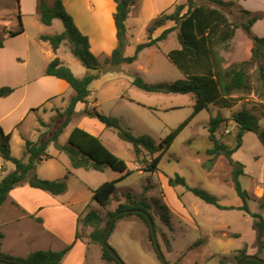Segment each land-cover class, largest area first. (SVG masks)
<instances>
[{
  "label": "rangeland",
  "instance_id": "374dc122",
  "mask_svg": "<svg viewBox=\"0 0 264 264\" xmlns=\"http://www.w3.org/2000/svg\"><path fill=\"white\" fill-rule=\"evenodd\" d=\"M23 1L25 19L29 32L33 35L37 32L35 22L38 21L34 22L31 10L35 7V3L37 4L34 9H38V0ZM33 1H35L34 4ZM53 1L48 0L49 3ZM196 2L198 5L208 3L211 6H217L230 21L240 25L229 42L218 46L220 55L224 57L222 66L229 68L249 61L253 42L242 23L247 22L252 15L245 13L238 4L220 6L212 4L209 0H196ZM185 3L186 0H179L172 10L169 8L166 12L172 13L178 4ZM130 23L132 26L131 29L128 28L129 45L125 50L126 56L134 55L137 45L149 40V28L154 21L149 26L148 23L145 26V20L140 21L136 19V16H131ZM173 24L166 21L164 25L157 27L152 33L153 38L160 36ZM57 28L64 31V25L60 19H56L53 30ZM4 33L5 31L0 27V37ZM178 34L179 28L176 27L168 34L166 40L142 50L134 63H122L112 69L102 70L100 76L90 85L92 93L89 99L96 103L94 106L99 111L118 118L124 128L130 129L137 136L150 135L158 144L193 113L195 95L149 92L134 85L133 80L138 75L148 83L157 84L171 83L184 77V73L167 56L170 50L180 47ZM58 56L77 77L96 72L83 65L66 44L62 45ZM107 58H99L101 68L106 66ZM260 64H264V59L260 58L249 65L251 91L234 94L237 99L230 107L213 104L201 111L175 139L164 155L158 172L148 173L141 170L143 165L136 163L133 145L121 139L116 131L106 129L102 135L103 142L115 154L127 161L132 173L118 183L117 191L107 207L101 206L93 199L94 190L106 181L118 179L122 175L121 172L106 166L104 170L75 169L76 173L73 176L69 174L66 196L69 201H81L79 205H76L77 209L86 208V214L81 217L79 229L80 235L84 236L89 244L86 264H117L116 261H107L102 257V245L91 241L90 232L93 227L86 226L83 218L91 210H96L104 219L102 225H105L108 212L114 210L119 202L129 201V192H132L137 200L144 198L150 204L149 210L155 218L158 239L169 264H236L238 249L246 246L248 254L258 252L254 218L238 209L244 204V200L237 193L233 183L232 165L225 155L212 159L206 150L212 146L208 130L210 119L217 115H222L225 119L217 131V136L231 148L237 145L239 129L233 120L234 113L247 108L258 116L261 127L264 128V96L262 94L264 85L260 80ZM71 93H74L72 88ZM68 99L70 101L69 97ZM55 103L58 104L57 101ZM54 109H56L54 115L47 116V121L34 112L35 114L33 113L32 117L23 123L21 130L28 134L29 139L37 140L51 128L42 125L41 119L53 127H57L61 122V120L53 122L57 111H62L60 108L54 107ZM83 109L84 105L79 103L76 116L62 134L61 142L66 143L73 128L81 126L84 118ZM25 140L18 130L11 141L13 156L23 157ZM243 141V145L233 157L245 165L246 174L242 175L240 180L251 195L249 199L251 210L264 214V208L260 206V200L264 196V144L254 132H247ZM48 150L54 155L55 144H50ZM148 155L145 157L150 158ZM70 163L67 154L61 153L59 157L52 156L46 162L40 163L37 174L40 177L42 175L57 177L56 175L64 172L65 176L70 171L68 169ZM4 164L15 168L14 163L5 161L0 156V179L5 173V170H2ZM177 174L185 177L189 185L203 188L216 196L220 206L202 200L191 191H187L183 185L171 186L169 177H175ZM1 209V222L3 219L13 217L17 212L9 203H3L0 206ZM31 225L28 219L22 223L23 229L28 234L32 232ZM16 239L13 238V244L18 245ZM198 241L199 243H196ZM34 242L29 245L33 244L36 247L37 244ZM56 242L61 241L55 239L54 243ZM109 243L126 264H163L150 236L148 223L136 215H125L116 220ZM259 255L264 259V250Z\"/></svg>",
  "mask_w": 264,
  "mask_h": 264
},
{
  "label": "trees",
  "instance_id": "16d2710c",
  "mask_svg": "<svg viewBox=\"0 0 264 264\" xmlns=\"http://www.w3.org/2000/svg\"><path fill=\"white\" fill-rule=\"evenodd\" d=\"M115 1L117 10L114 14V19L119 44L111 57L106 59V66L101 68L98 56L91 50L89 36L84 34L77 26L73 15L65 7L63 0H54L53 3H49L48 0H38L37 10L42 23L51 25L55 19H60L64 25L63 32L42 34L41 40L48 42L54 51H57L63 44L68 45L69 50L83 65L88 69L96 70V72L77 77L59 56H56L49 63L45 73L66 80L74 89V94L71 96L67 107L63 111L58 110L53 118V122L61 120L57 127L51 126V124L42 119L40 120L42 125L50 126L51 128L37 140H25L23 157L13 156L11 147L12 134L6 132L0 124V156L5 161L12 162L15 165V169L6 174L0 181V206L7 201L11 190L23 183H29L32 187L55 195L63 194L68 190L67 180L71 171H68L61 179L42 178L37 174L38 165L52 157L48 151L52 143L55 144L57 149L69 156L74 168L104 170L106 166H110L122 173L118 179L106 181L94 190L93 199L103 207L109 206L113 194L117 191L118 183L130 175L132 171L129 169V164L125 159L109 149L99 136L94 135L83 127H74L68 141L66 143L60 142V136L76 116V106L79 102L87 104L83 110L84 115L97 118L107 128L116 131L121 139L133 145L136 163L143 165L140 168L141 170L155 173L160 171V163L175 139L201 111L208 109L213 104L221 107H230L235 104L237 99L234 94L251 91L252 85L248 73L249 65L260 58L264 59V36H258L252 32V26L260 18L258 14L243 9L245 13L252 15L247 22L242 23L243 28L250 35L253 42L251 59L244 63L224 68L222 66L224 57L220 55L218 46L229 42L235 36L236 29L240 25L230 21L227 15L217 6H211L208 3L198 5L196 0H186L185 4H178L174 12H162L149 28V40L138 44L134 55L126 56L125 50L129 45L127 20L131 8L137 3V0ZM209 1L220 6L236 4L234 1ZM17 3L20 26L16 30H5V34L8 36H16L25 31L20 0H17ZM185 8L186 11H184ZM166 21L173 22V26L165 29L157 38H153V31L157 27L164 25ZM176 27L179 28L178 40L180 47L170 50L167 56L184 73V77L171 83L157 84L148 83L138 75L133 80L134 85L149 92L193 93L195 95L193 113L158 144L150 135L137 136L130 129L124 128L118 118L102 113L97 107H90L88 105L89 97L92 93L90 85L93 80L100 76L102 70L112 69L122 63H134L142 50L155 46L160 41L167 39L168 34ZM3 46L4 38L0 37V48ZM259 73L260 80L264 85V64L259 65ZM14 91L15 88L12 86H2L0 87V97H7ZM262 94L264 96V90ZM233 120L239 128L237 145L231 148L218 138L217 131L225 119L222 115H217L210 119L208 130L212 146L206 152L212 156V159L225 155L232 165L233 183L237 193L244 200V204L239 206L238 209L245 211L254 218L256 243L258 246V252L255 255L261 257L259 253L264 250V214L251 210L249 205L251 195L243 187L240 180V177L246 174L245 165L235 160L233 155L243 145L244 136L247 132L256 133L264 144V128L261 127L258 116L247 108L234 113ZM147 154H149L150 158L145 157ZM169 184L171 186L183 185L187 191H191L202 200L220 206L216 196L203 188L189 185L185 177L179 174L175 177H169ZM128 200L126 203L119 202L114 210L108 212V219L105 225H102L104 219L96 210H91L83 218V223L86 226L93 227L90 232L91 241L102 245V257L107 261H116L117 264L121 263L114 258L102 242L103 235L112 216L116 212L123 210L142 209L149 212L155 221L154 215L149 210L150 204L144 198L137 200L133 193L129 192ZM260 206L264 208V196L260 200ZM125 215L141 217L149 225L145 214L140 212L123 213L116 220ZM38 219L40 220V218ZM79 222H81V219ZM114 228L115 224L112 231ZM150 236L152 238L151 230ZM81 237L78 230L76 238ZM4 238L5 234L0 228V259L20 264H65L63 259L71 248L70 245L62 250L40 249L31 252L26 257L15 256L3 251L2 243ZM196 243H199V241ZM247 254L246 246L238 249L236 263ZM241 264L264 263L255 259H246Z\"/></svg>",
  "mask_w": 264,
  "mask_h": 264
},
{
  "label": "crops",
  "instance_id": "0c3cea01",
  "mask_svg": "<svg viewBox=\"0 0 264 264\" xmlns=\"http://www.w3.org/2000/svg\"><path fill=\"white\" fill-rule=\"evenodd\" d=\"M178 1L137 0V3L131 8L127 20L128 28L131 29L132 26L130 23L131 16H136V19L140 21L145 20L144 25L146 26L148 23L149 26L162 12L167 11L169 8V10H172ZM225 1H234L241 8L258 14L260 18L252 26V32L258 36H264V0ZM21 3L25 31L16 36H8L4 33L2 36L4 46L0 48V74L2 75L0 87L13 86L15 88V91L9 96L0 97V124L6 132L12 134V139L18 130L25 139H29L28 134L21 130L23 123L29 117H32L34 112L47 121V116L54 115L56 111L54 107L63 111L65 106L69 104L68 97L71 98L74 94L71 93L72 87L66 80L45 73L49 63L58 56L62 46L54 51L51 45L41 40L40 37L42 34H56L63 31L59 28L53 30L56 19L51 25L42 23L37 10L34 9L37 4L35 3V7L31 10V13H33L31 16H34V22L38 21L35 22L37 32L33 35L30 34L25 19V9L23 8L24 1L20 0V5ZM63 3L73 15L80 30L89 36L91 50L94 54L98 58L110 57L119 44L114 19L117 10L116 1L63 0ZM0 5V27H2V30L18 29L20 20L18 18L17 0H0ZM56 101L58 104L55 103ZM79 103H82L84 108L87 106L86 103ZM95 104L89 99V106L95 107ZM82 116L84 118L80 127L102 139L103 133L108 129L105 124L84 114ZM34 125L36 126V122ZM61 153L64 152L56 148L54 155L50 154L59 157ZM46 161L44 160L43 163ZM14 169L4 164L2 170H5V173L1 175V179ZM68 169L71 171L70 175L73 176L76 173L74 170L81 168H74L70 163ZM64 174V172L59 173V175H56L57 177L42 175V178L57 179L63 177ZM67 192L68 190L63 194L55 195L32 187L29 183L17 185L12 189L5 203L12 205L17 212L13 217L3 219V223L0 219V228L5 234L2 243L3 251L11 255L26 257L36 250H62L71 245L63 262L65 264H86L89 244L84 236L76 238L77 231L81 226L79 220L86 214V208L77 209L76 205H79L81 201H69L66 196ZM2 209L0 210V216ZM25 219L30 220L32 223L30 234L22 227ZM13 238H17L18 245L13 244ZM55 239L61 241V244L54 243ZM33 241H35L34 244H37L36 247L33 244L29 245Z\"/></svg>",
  "mask_w": 264,
  "mask_h": 264
},
{
  "label": "water",
  "instance_id": "95a60500",
  "mask_svg": "<svg viewBox=\"0 0 264 264\" xmlns=\"http://www.w3.org/2000/svg\"><path fill=\"white\" fill-rule=\"evenodd\" d=\"M129 212H140V213H143L145 214V216L147 217L148 219V222H149V225H150V230H151V235H152V240H153V243H154V246H155V249H156V252L158 253L159 255V258L161 259L162 263L163 264H169L166 256H165V253L161 247V244L159 242V239H158V235H157V231H156V224H155V221L153 220V218L151 217V215L149 214V212L147 211H144L142 209H128V210H123V211H119V212H116L112 218H111V221L110 223L108 224L107 228H106V231L103 235V238H102V242L103 244L105 245V247L107 248V250L114 256V258L116 260H118L121 264H126L123 259L121 258V256L118 254V252L113 248V246H111V244L109 243V236L111 234V231L113 229V226L115 224V220L118 216H120L121 214L123 213H129ZM246 259H255V260H258L260 262H263L264 263V259L255 255V254H247L246 256H244L243 258H241L236 264H241L244 260ZM0 264H20L18 262H13V261H8V260H2L0 259Z\"/></svg>",
  "mask_w": 264,
  "mask_h": 264
}]
</instances>
